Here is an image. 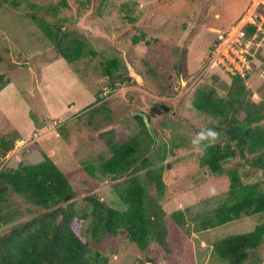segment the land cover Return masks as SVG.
Segmentation results:
<instances>
[{"label":"rangeland","instance_id":"374dc122","mask_svg":"<svg viewBox=\"0 0 264 264\" xmlns=\"http://www.w3.org/2000/svg\"><path fill=\"white\" fill-rule=\"evenodd\" d=\"M11 1H0V74L9 80L0 91V138L14 140V147L0 154V168L38 163L46 154L70 181L73 205L89 212L88 195L121 207L117 185L162 164L163 193L157 197L156 187L150 184L146 189L158 199L152 200V206L162 208L165 215L184 211L188 221L180 246L172 243L167 256L156 250V241L141 248L125 233H104L95 242L90 218L78 216L72 226L88 241L89 255L93 258L98 252L97 258H106V264H150L152 256L156 264H171V260L175 264H228L217 257L212 243L252 230L264 222V212L205 230H195V226L203 215L212 216L225 198L228 169L238 170L243 182L256 181L261 190L264 177L239 155L226 160L218 174L199 165L198 153L204 145L226 136L225 126L212 114L195 109L193 99L199 90L209 89L229 102L235 100L230 93L240 86L243 91L232 113L244 117L246 108H264V41L249 51L252 70L244 75L246 80L234 84L228 63L213 61L217 37L249 10L250 3L245 6L249 0H64L66 5L63 0ZM32 14L83 35L95 54L67 62ZM111 57H117L121 67L109 78L102 67ZM228 58L233 59L229 53ZM132 111L147 114L159 149L147 153L152 165L139 160L119 178L104 177L98 165L110 155L106 142L126 140L141 128ZM258 123L264 127V118ZM177 140L181 146L162 162L156 159L165 143L170 151ZM89 163L96 168L94 175L85 169ZM1 207L7 221L0 226V235L41 211L12 191ZM263 263L264 242L249 252L243 264Z\"/></svg>","mask_w":264,"mask_h":264},{"label":"trees","instance_id":"16d2710c","mask_svg":"<svg viewBox=\"0 0 264 264\" xmlns=\"http://www.w3.org/2000/svg\"><path fill=\"white\" fill-rule=\"evenodd\" d=\"M11 2L15 4L16 1ZM250 2L251 0L245 3V6ZM62 4L67 3L63 0ZM32 17L50 44L67 62L71 63L95 54L83 35L67 28L62 30L63 23L54 21L51 24L44 18H39L37 14H32ZM219 41L220 38L217 37L214 47ZM120 67L117 57L107 58L102 67L103 74L111 78ZM231 77L234 84L246 80L239 75ZM8 83L9 80L0 74V91ZM242 91L243 87L237 86L235 91L230 93L235 100L230 98L229 102L215 96L209 89L197 92L193 99L194 108L212 114L218 124L225 126L223 133L226 136L220 142L204 145L198 153V163L212 173L218 174L223 171V163L226 160L239 155L245 163L248 162L256 169H260L264 177V127L258 123L264 118V108L257 106L246 108L244 117H240L237 112L232 113L231 109H234V104L239 100ZM95 110L96 108L92 109ZM136 118L141 124L136 135L120 142L115 140L106 142L110 155L98 165L102 176L119 178L130 172L139 160L141 164L147 160L152 165L153 161L147 153L159 149L156 132L154 129L152 133L148 131L141 116L136 115ZM179 146L181 143L177 140L171 146V150L167 151L168 146L165 143L161 151L157 152L156 159L162 162ZM13 147L14 140L7 139L6 136L0 138L2 148L0 154L6 155ZM85 169L89 174H95L94 165L89 163ZM162 172V164L158 167H149L145 172L131 175L124 185H117L118 203L121 207L110 205L94 195H88L86 198L90 202L88 212V209L78 211L73 205L74 189L66 174L48 155L44 154L43 160L38 163L21 162L16 167H1L0 226L7 221L1 214V204L9 191L26 197L41 211L31 219L11 226L0 235V264H106V258H97L98 252L93 258L89 255L88 241L83 240L74 230L72 222L78 216L83 220L90 218L89 231L95 242H98L104 233L111 235L125 233L130 241L141 248H147L148 242L156 241L158 243L156 250L159 253L171 251L172 243L180 246L181 231L188 221L184 211L178 209L165 215L162 208L152 206L158 199L155 200L146 189L148 184L154 185L157 197H160L164 186ZM227 176L229 184L225 198L216 206L212 216L203 215L195 230L214 228L240 219L243 215L264 212V190L258 187L259 183L243 182L236 169H228ZM263 242L264 222H261L250 231L229 234L212 244L214 253L221 261L228 264H243L249 252ZM167 256L170 255L167 253ZM150 261V264H156V257L152 256ZM171 264H175V261L171 260ZM189 264L193 262L189 261Z\"/></svg>","mask_w":264,"mask_h":264},{"label":"built area","instance_id":"2783aa9c","mask_svg":"<svg viewBox=\"0 0 264 264\" xmlns=\"http://www.w3.org/2000/svg\"><path fill=\"white\" fill-rule=\"evenodd\" d=\"M255 26L252 34L247 33L248 25ZM215 46L213 61L226 65L231 74L244 75L251 68L247 54L252 44L264 39V0H252L250 8L243 16L220 35ZM228 53L233 59L228 58Z\"/></svg>","mask_w":264,"mask_h":264},{"label":"clouds","instance_id":"9594fccd","mask_svg":"<svg viewBox=\"0 0 264 264\" xmlns=\"http://www.w3.org/2000/svg\"><path fill=\"white\" fill-rule=\"evenodd\" d=\"M251 1H252V0H251ZM250 4H251V2H250ZM244 13H245V10L242 12L241 16H240L237 20L234 21V23H236V22H237V21L243 16ZM246 30H247V33H248V34H252V33L254 32V30H255V26H252V25L249 24V25L247 26ZM263 41H264V39L261 40V41H259L258 38H257V42L251 45L250 50H251L252 52H254L256 49H258V48L261 46V44H262ZM247 56H248V59L250 60V65H251V63H252V61H251V59H250L251 53L249 52V53L247 54ZM251 70H252V65H251V68H250V69L246 70L245 74H247V73H248L249 71H251ZM245 74H244V75H245ZM230 75H233V76H234V75H239V76H241V77H244V75H240V74H231V73H230ZM3 88H4V87H3ZM135 116H136V114H135ZM151 133H152V132H151Z\"/></svg>","mask_w":264,"mask_h":264},{"label":"water","instance_id":"95a60500","mask_svg":"<svg viewBox=\"0 0 264 264\" xmlns=\"http://www.w3.org/2000/svg\"><path fill=\"white\" fill-rule=\"evenodd\" d=\"M131 114H136V115L141 116L144 124L146 125V127L148 129V131L151 133V128H150V125H149L148 116H147L146 113L139 112V111H132Z\"/></svg>","mask_w":264,"mask_h":264}]
</instances>
